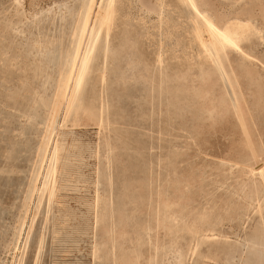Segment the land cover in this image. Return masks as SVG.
<instances>
[{
	"label": "rangeland",
	"instance_id": "374dc122",
	"mask_svg": "<svg viewBox=\"0 0 264 264\" xmlns=\"http://www.w3.org/2000/svg\"><path fill=\"white\" fill-rule=\"evenodd\" d=\"M79 2L0 0V264H264V0H196L224 75L183 2L116 0L67 92Z\"/></svg>",
	"mask_w": 264,
	"mask_h": 264
},
{
	"label": "bare ground",
	"instance_id": "6f19581e",
	"mask_svg": "<svg viewBox=\"0 0 264 264\" xmlns=\"http://www.w3.org/2000/svg\"><path fill=\"white\" fill-rule=\"evenodd\" d=\"M184 3V0H179ZM95 3L96 8L95 11L89 16L87 12H85V19L81 20V7L85 3ZM101 3H103L104 8L101 10ZM113 5V8L111 11L108 8L109 4ZM115 3L116 0H80L77 8V12L75 14V25L71 28L70 35L71 38L76 37V34L78 33V38L74 40L75 49L72 53L71 59L73 63H76L77 59H79V63L77 64L75 68V74L73 78V67L68 63L67 70H66V83L65 86H67L68 81L70 80V83L67 86V92H71L73 89H75L80 83L82 82V72L81 68L85 66V63L88 61L91 53V48L98 40H104L107 41L110 33L111 28V22L114 15L115 10ZM110 14V20L105 22V16ZM191 23V32L196 37L199 45L204 49L207 54L211 55V48L213 49L215 55L212 57V60H215V63L218 65L219 69L222 71L224 75V71L220 63L218 62V53L216 50V45L220 43L219 38L214 39L211 35H209L207 32L201 34L200 36L196 35V28L195 25ZM235 28L242 29L243 27L239 25V23H235ZM243 31V30H241ZM210 47H208V43ZM79 49H83L79 53V57H77V51ZM52 157H50L51 161V169L54 170V163L55 160ZM261 169H264V160L260 163H258L256 166L252 168V171L255 173L260 174ZM264 179V177H262Z\"/></svg>",
	"mask_w": 264,
	"mask_h": 264
},
{
	"label": "snow or ice",
	"instance_id": "6c2138e0",
	"mask_svg": "<svg viewBox=\"0 0 264 264\" xmlns=\"http://www.w3.org/2000/svg\"><path fill=\"white\" fill-rule=\"evenodd\" d=\"M101 10H103L104 5L101 3ZM96 5L95 3H85L81 7V20L85 19V12L90 16L95 11ZM109 10L113 8V5L110 3L108 5ZM183 8L187 9V15L191 19L192 23L196 28V35L200 36L201 34L207 32L214 39L219 38V48L223 50L222 57H227L231 55V49H234L236 53H239L241 56L244 55V52L241 50L240 44L241 35L239 33L233 32V24L230 22H226L223 18H218L212 11L209 9L213 8V5L208 3H198L196 0H184ZM110 20V14L105 16V22ZM246 31L244 35H251L255 30L250 26H244ZM262 39H264V31L260 33ZM83 51V49H79L77 51V57H79V53ZM79 63V59H77L76 63L72 62L71 56L69 57V64L73 67V78L75 74V68ZM81 72L83 75V67L81 68ZM53 123H58L55 120V112L52 113ZM261 177H264V169H261L260 172ZM49 204H51V197H48ZM31 215V212H29ZM27 226L25 225V229H18L21 232V236L19 240L14 239L13 244L16 246L17 253H22L27 251L28 240L25 239L23 235V231L26 230ZM21 245H24V248H21ZM39 255V251L37 250V256ZM13 264H16L15 259H13ZM195 264V261H193Z\"/></svg>",
	"mask_w": 264,
	"mask_h": 264
}]
</instances>
